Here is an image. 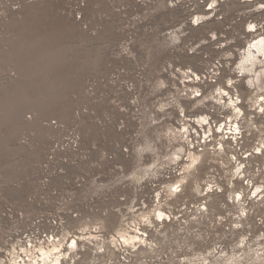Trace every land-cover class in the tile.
Wrapping results in <instances>:
<instances>
[{
    "label": "clouds",
    "instance_id": "9594fccd",
    "mask_svg": "<svg viewBox=\"0 0 264 264\" xmlns=\"http://www.w3.org/2000/svg\"><path fill=\"white\" fill-rule=\"evenodd\" d=\"M42 2L27 0L31 5ZM116 2L113 0V12L121 14L122 9L114 6ZM160 2L164 4L162 11L188 4L194 13L188 21L163 31L157 26L158 38L164 45L163 56L174 51L199 54L210 44L218 56L214 62L203 64L200 74L192 67L176 66L170 61L162 65L155 81L158 89L155 97L161 103L149 110L146 123L137 122L130 135L133 139L123 149L132 162L131 168L125 170L118 165L110 171L111 178L95 176L85 181L86 190L91 191L97 183L106 185L118 180L103 194L92 192V200L114 195L118 190H130L132 204L139 200L144 214L121 212L118 207L116 213L128 216L131 231L119 224L111 232L106 223L103 228L87 225L89 232L78 236L82 244L71 239L74 233L69 230L68 239L63 241L66 247L56 246L48 252L34 248L33 243L23 247L25 242L17 239L21 229L10 214L9 223L0 226V264H25L26 259L29 264H264V212L260 210L264 209V167L261 166L264 163V0H239L243 7L232 24L243 21L242 31L236 30L230 37L227 33L232 31V25H229L223 33L210 31L206 39L189 45L184 43L189 24L198 28L213 19L223 21L220 9L229 0H198L204 6L203 12L196 11L197 0ZM85 5L86 0H80V6ZM158 13L154 11L153 16ZM140 15L137 13L132 19L143 25L146 22L139 20ZM77 18H82V13L77 12ZM97 18L109 19L103 12H98ZM84 27L87 31V25ZM99 31L97 25L90 35L97 37ZM125 43L128 41L121 40L114 47L110 41H104L99 59H103L105 52L116 60L128 58L129 52L134 58L132 45L125 48ZM241 85L246 91L240 90ZM138 102L139 97L130 101L132 105ZM120 111L126 113L128 109L120 107ZM126 128V121L121 119L118 130ZM205 129L207 133L201 139ZM247 139L254 143L250 151L241 153L240 146ZM238 154L245 162L251 158L254 171L246 168ZM109 158L102 151L100 162ZM81 159L86 160L87 156ZM240 184L254 189L251 195L246 199L237 191L234 197L227 195L221 205L238 210L228 212L227 217L213 213L209 203ZM146 189H151L150 195ZM39 194L37 190L36 195ZM126 197L121 196L120 200ZM142 198H148V202ZM174 208L179 214L175 216L177 228L172 231L167 226L174 223ZM8 211L11 213V209ZM184 213L188 218L182 220ZM19 215L23 217V213Z\"/></svg>",
    "mask_w": 264,
    "mask_h": 264
},
{
    "label": "rangeland",
    "instance_id": "374dc122",
    "mask_svg": "<svg viewBox=\"0 0 264 264\" xmlns=\"http://www.w3.org/2000/svg\"><path fill=\"white\" fill-rule=\"evenodd\" d=\"M114 6L122 9L121 14L113 12V0H86L84 7L80 0H43L38 5L28 4L27 0H0V215L7 225L8 210H22L30 218V226L40 221L38 227H30L39 231H50L47 221L55 220L59 245H65L69 230L74 233L72 237L88 233L87 225L103 228L106 223L111 232L119 224L131 231L128 216L115 211L119 207L121 212L144 214L139 200L132 204L131 191L118 190L93 201L92 192L103 194L119 181L97 183L91 191L86 190L85 181L95 176L111 178L110 171L118 165L125 170L131 168L132 162L123 149L133 139L130 135L137 122L146 123L149 110L161 103L155 97V81L162 65L170 61L176 66L192 67L200 74L202 65L214 62L218 56L211 44L195 55L186 51L162 55L164 45L158 38V28L163 31L188 21L194 14L188 4L166 11H162L164 4L160 0H118ZM242 7L239 0H229L220 9L223 21L213 19L198 28L189 24L185 45L199 43L213 30L223 33L229 25L230 37L234 31H242L243 21L232 24ZM154 11L160 13L153 16ZM196 11L203 12L204 6L198 4ZM77 12L82 13V18H77ZM98 12L109 19L99 20ZM137 13H141L139 20L145 24L132 19ZM97 25L99 35L92 37L90 32ZM121 40L128 41L125 48L132 45L134 58L129 52L128 58L116 60L105 52L99 59L104 41L115 47ZM240 90L246 91L243 85ZM134 97H139L136 105L130 103ZM120 107L128 111L122 113ZM121 119L126 121L125 131L118 130ZM48 121H59L75 129L81 138L79 148L74 150L63 136L54 138V133L44 126ZM206 133L207 129L201 139ZM253 143L245 140L240 152L250 151ZM102 151L110 157L104 162H100ZM238 158L250 172L254 171L251 158L247 162L239 154ZM44 180L46 184L40 183ZM252 190L247 185H237L225 196H217L209 207L213 213L227 217L228 212L238 210L231 206L221 208L227 195L234 197L239 191L247 199ZM146 192L150 195L151 189ZM142 199L148 202V198ZM196 210L192 209L193 214ZM177 214L174 208V223L167 226L172 231L177 228ZM187 218L186 213L181 215L182 220ZM18 223L25 224L23 220Z\"/></svg>",
    "mask_w": 264,
    "mask_h": 264
},
{
    "label": "built area",
    "instance_id": "2783aa9c",
    "mask_svg": "<svg viewBox=\"0 0 264 264\" xmlns=\"http://www.w3.org/2000/svg\"><path fill=\"white\" fill-rule=\"evenodd\" d=\"M44 126L48 127L54 133V135H53L54 138L63 136V137H65V139L68 142L70 147H72L74 150L79 148L81 138H80V134L75 129H71L70 127L66 126L65 124H63L59 121H55V123H53V121H48V122L44 123ZM77 137L79 138L78 140H77ZM11 205H12L13 209L19 210L13 204H11ZM20 213H23L22 218L19 215ZM10 214L14 215L15 223H17L21 229V232L19 233L17 239L25 242L22 244L23 247L27 248V243H33L34 248L38 247L40 249V251H44V252L50 251L52 248L56 247L57 245L60 248L66 247V245H61V244L59 245L58 244L57 234L54 231V229L57 226V223L55 220H48L47 221V223L49 224V227L51 228L50 231H39L38 229H35V230H32V229H34V227H36V226L38 227V224L40 221L37 220L34 223H32V225L30 226V218L28 217V215H26L24 212H22V210L21 211H11ZM19 220H23L25 222V224L21 226L18 223ZM4 222H5V220L0 215V226H2ZM12 231H13V234L16 233L15 228H13ZM79 235L80 234L74 235L72 237V239H77V241H81L78 238ZM70 242H71V240H70ZM70 242H69V244H70ZM33 258H35V257H33ZM56 258L57 259L60 258L59 253L56 254ZM25 264H29V261L27 259L25 261Z\"/></svg>",
    "mask_w": 264,
    "mask_h": 264
},
{
    "label": "bare ground",
    "instance_id": "6f19581e",
    "mask_svg": "<svg viewBox=\"0 0 264 264\" xmlns=\"http://www.w3.org/2000/svg\"><path fill=\"white\" fill-rule=\"evenodd\" d=\"M225 131H226V129H225ZM224 134H227V131Z\"/></svg>",
    "mask_w": 264,
    "mask_h": 264
}]
</instances>
